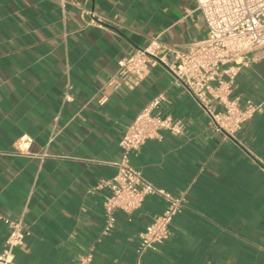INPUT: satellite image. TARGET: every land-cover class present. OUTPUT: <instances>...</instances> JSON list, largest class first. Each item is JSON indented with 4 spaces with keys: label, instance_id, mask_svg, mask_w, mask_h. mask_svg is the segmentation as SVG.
<instances>
[{
    "label": "crops",
    "instance_id": "crops-1",
    "mask_svg": "<svg viewBox=\"0 0 264 264\" xmlns=\"http://www.w3.org/2000/svg\"><path fill=\"white\" fill-rule=\"evenodd\" d=\"M197 0H0V214L23 217L29 229L14 251L18 264H264V111L234 137L163 67L133 85L117 78L118 61L153 36L187 50L207 35ZM91 12L105 27L90 24ZM238 73L233 95L264 100V48ZM74 96L63 104L67 86ZM166 94L159 112L184 123L163 131L130 160L154 185L186 194L171 235L138 263L140 233L166 200L149 195L132 214L117 210L104 233L98 185L117 171L128 125L146 103ZM107 97L104 104L99 99ZM54 139L49 142L52 133ZM43 161L14 154L23 135ZM9 226L0 219V253Z\"/></svg>",
    "mask_w": 264,
    "mask_h": 264
},
{
    "label": "built area",
    "instance_id": "built-area-1",
    "mask_svg": "<svg viewBox=\"0 0 264 264\" xmlns=\"http://www.w3.org/2000/svg\"><path fill=\"white\" fill-rule=\"evenodd\" d=\"M197 9L207 27V35L189 45L187 50H174L167 46L160 35L153 36L148 44L118 61L117 78L133 85L140 83L152 68L163 66L172 76L171 85L187 90L208 114L213 128L225 137H234L247 121L264 111V100L255 103L234 96V86L240 70L256 60L253 52L264 48V0H197ZM90 24L104 28L103 19L91 12ZM68 85L62 103L74 100ZM166 100L164 92L144 105L128 125L119 142L121 157L114 162L116 174L102 181L98 187L109 190L104 201L106 220L104 233L116 225L117 210L132 214L149 195L163 197L167 206L140 233L137 249L138 263L150 250H157L171 235L175 217L186 207V194H171L150 182L135 168L131 154L147 140H161L163 131L182 134L184 123L171 115L159 112ZM106 96L99 99L100 104ZM56 133H52L51 142ZM33 138L23 135L14 144V154L37 157L42 161L51 156L48 150L32 153ZM264 168V164H263ZM9 226L6 248L0 253V264H18L14 251L24 244L30 233L23 217L14 218L0 214ZM75 264H93V255L86 254Z\"/></svg>",
    "mask_w": 264,
    "mask_h": 264
}]
</instances>
